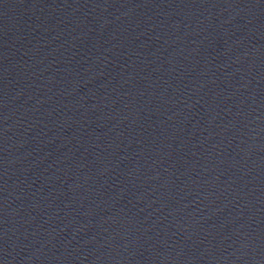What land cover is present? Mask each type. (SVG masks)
Returning a JSON list of instances; mask_svg holds the SVG:
<instances>
[{"label": "water", "instance_id": "obj_1", "mask_svg": "<svg viewBox=\"0 0 264 264\" xmlns=\"http://www.w3.org/2000/svg\"><path fill=\"white\" fill-rule=\"evenodd\" d=\"M0 264H264V0H0Z\"/></svg>", "mask_w": 264, "mask_h": 264}]
</instances>
